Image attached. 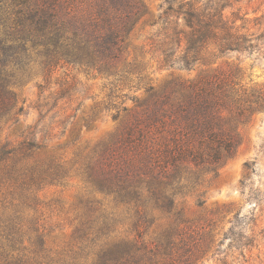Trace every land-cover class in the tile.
I'll return each instance as SVG.
<instances>
[{"label": "rangeland", "instance_id": "rangeland-1", "mask_svg": "<svg viewBox=\"0 0 264 264\" xmlns=\"http://www.w3.org/2000/svg\"><path fill=\"white\" fill-rule=\"evenodd\" d=\"M139 1L142 14L127 34L126 47L109 75L60 63L45 80L38 63L39 47L30 48L27 65L15 71L12 88L23 111L15 124L0 122V146H16L20 132L34 125L33 133L43 129L47 135L46 146L33 149L34 159L53 156L69 176L62 183L22 191L0 175V264L8 249L4 234L10 219L22 225L24 253L41 264H94L96 245L90 239L103 222L110 226L111 239H133L139 234L144 243H163L169 233L174 244L179 240L176 233L186 240L192 235L191 251L197 256L191 264H264V108L239 123L240 144L215 173L205 169L189 173L184 180L187 188L176 196L180 219L148 202L139 212L133 204L98 191L79 173L93 149L120 129L127 113L139 109L137 104L148 95V86L161 90L173 79L188 81L236 71L247 91L264 90V0H221L218 9L225 20L242 33H253V47L224 55L209 51L188 68L162 63L160 51L151 43L162 31L163 20L174 19L163 14L168 6L165 0ZM199 1L198 5L208 0ZM182 2L172 0L173 9L183 11L178 8ZM98 4L99 0H75L72 11L83 18L88 11H98ZM4 29L0 22V36L6 35ZM65 86L68 91L60 97ZM110 92L119 108L126 109L116 118L114 109L103 108ZM141 215L145 218L139 221Z\"/></svg>", "mask_w": 264, "mask_h": 264}, {"label": "trees", "instance_id": "trees-1", "mask_svg": "<svg viewBox=\"0 0 264 264\" xmlns=\"http://www.w3.org/2000/svg\"><path fill=\"white\" fill-rule=\"evenodd\" d=\"M74 1L0 0V22L6 32L0 36V122L15 124L23 111L11 79L23 63L27 65L30 48L39 47L38 63L45 80L60 63L109 75L120 59L126 36L142 14L141 2L99 0L98 11H88L81 18L72 11ZM171 1L165 0L168 6L163 14L174 19L163 20L162 31L151 42L165 65L179 63L188 68L209 51L224 55L253 47V33H242L225 20L218 9L221 0L212 5L211 0L199 5V0H181L178 8L183 11L174 10ZM238 77L236 71L215 73L188 81L173 79L161 90L148 86V95L137 104L139 109L127 113L120 129L82 162V179L122 203L133 204L139 212L148 202L180 219L176 196L187 188L184 180L189 173L201 169L215 173L240 144L239 123L264 108V90L247 91ZM68 88L60 90V97ZM113 96L112 92L107 95L103 108L114 109L116 118L126 109H120ZM34 128L28 125L22 130L16 146H0V163L9 160L0 175L22 191L62 183L69 176L53 156L34 159L33 149L44 148L47 139L43 129L33 133ZM38 133L35 138L33 134ZM28 159L34 160L29 163ZM144 218L141 215L138 220ZM109 228L103 222L90 239L96 245L94 264H191L197 256L191 251L192 235L186 240L176 233L179 240L173 244L165 233L163 243H144L139 234L133 239L108 238ZM21 235L22 225L10 219L4 234L8 245L4 264H41L24 253Z\"/></svg>", "mask_w": 264, "mask_h": 264}]
</instances>
